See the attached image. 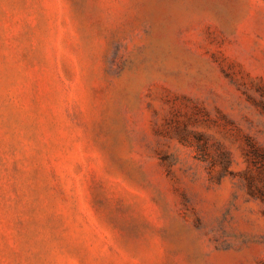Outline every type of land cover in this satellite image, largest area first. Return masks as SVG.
Listing matches in <instances>:
<instances>
[{"label": "rangeland", "instance_id": "obj_1", "mask_svg": "<svg viewBox=\"0 0 264 264\" xmlns=\"http://www.w3.org/2000/svg\"><path fill=\"white\" fill-rule=\"evenodd\" d=\"M0 264H264V0H0Z\"/></svg>", "mask_w": 264, "mask_h": 264}]
</instances>
